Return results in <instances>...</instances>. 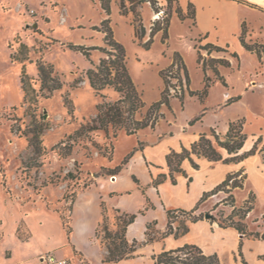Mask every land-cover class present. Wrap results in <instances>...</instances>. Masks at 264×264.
<instances>
[{"label": "rangeland", "instance_id": "374dc122", "mask_svg": "<svg viewBox=\"0 0 264 264\" xmlns=\"http://www.w3.org/2000/svg\"><path fill=\"white\" fill-rule=\"evenodd\" d=\"M79 1L81 5H85L84 0ZM201 1L210 4L208 0ZM229 1L241 5L236 9L223 7L220 4L213 6L217 7L215 10L221 14L219 18L225 19L227 25L223 28V35H219V41L230 46L237 44L231 35L236 30L235 19L238 18L241 19V31L243 24H246L248 30L246 42L264 47V7L259 5L264 4V0H256L259 4L253 0ZM89 2L91 10L99 14L98 19L88 14L73 20L67 0H0V218L4 220L3 229L7 233H12L18 212L14 207L10 208L5 204L4 194L7 193L12 200L17 199L24 203L28 196L36 195L38 199L46 201L50 208L59 211L63 218L68 219L73 193L79 194L85 191L86 185L91 186L96 177L112 178L113 170L120 167L128 156H134L139 147L138 139H145L144 134L139 135L140 132L135 136H128L124 131H120L118 136L114 137L113 130H110L109 135L103 131L93 133L90 136L92 142L88 139L76 138L78 145L67 159L60 158L55 148L61 142L69 141V137L74 135L82 124L94 119L97 115V106L103 100L95 94L85 77L86 72L99 63L103 54L94 50L88 60L82 53L69 49L68 44L103 47L104 33L93 27L101 28L106 18L111 20L110 26L114 37L126 49L130 74L146 103L142 116L146 115L153 104L161 101L165 83L160 72L172 65L175 54H179L185 62L191 80V91L202 93L206 88V76L211 81L206 98L190 96L189 90L185 87L184 100L176 97L181 89L176 79L172 81V85H176V88H171L170 108L166 105L161 107L160 112L164 118L158 124L160 133L168 128L176 132H181V128L188 130L187 121L200 115L203 117L198 123H204L199 127L204 129L213 124H217L222 129L229 121L244 118L245 132L248 135L246 146L251 149L262 136L258 148L259 150L264 148V58L261 60L255 53L247 51L236 58L230 48L227 49L228 52L212 51L211 54L208 53L209 49H200L199 62V48L209 43L207 37L204 35L200 37L197 33L205 25H210L206 14L202 15V25L199 24L198 27L191 19L181 21L174 13L169 39L164 42L163 34L160 32L148 47L146 44L150 39L152 28L163 16L165 8L161 9V13H156L150 3H145L137 8V14L130 13L124 16L121 14L120 0H113L111 15L107 17L100 6V0H89ZM159 7H162L160 3ZM173 8L175 11L176 3ZM184 12L188 13V7H184ZM142 28L145 33L144 38L140 37ZM212 44L218 45L214 42ZM13 54L18 59L24 57L25 60L15 62L12 59ZM211 59L227 60L230 62V67L214 63ZM38 61L54 67L55 73L63 82L61 90L42 95ZM204 64L207 72L204 71ZM215 66L219 75L224 77L226 85L214 72ZM23 69L38 94L37 102L32 106L26 102L22 88ZM79 79L83 82L75 87ZM103 94L106 96V101L118 99V95L112 89H107ZM227 94L231 97L228 98ZM238 96H242L240 100L228 104L231 98ZM66 100H69L74 108L73 115L69 114ZM169 122L174 123L169 126ZM34 123L48 125L42 136L41 153L35 152L29 145L30 131ZM207 135L215 141L212 132ZM221 139L224 140L223 137ZM97 146L108 151L113 148L112 160L101 155ZM260 166L259 156H254L247 162L249 184L238 192L237 207L244 205L250 189L260 187L264 181L260 176ZM77 167H79L78 171H76ZM70 172L74 173V180L66 179ZM217 178V174H214L208 185L214 183ZM199 185L201 187L202 183ZM147 189V186L142 185L141 193L147 202L145 209L153 210L152 213L160 217L162 213L159 209L154 211L155 205L147 194ZM66 195L69 196L68 200H65ZM227 196L222 192L210 197L195 214L176 213L173 217L174 228H179L181 233L177 241H181L184 236L181 228L189 226L195 216L202 215V220L211 223L213 228L219 226L220 221L232 213L233 207L221 204L217 209L213 208ZM241 204L243 205L239 206ZM263 211L264 197L260 196L256 214L260 215ZM89 212L95 213L96 209L91 208ZM144 213L140 211L131 215L138 216ZM206 214H212L213 219H205ZM115 216L117 214L113 211L108 213L111 227ZM78 219L79 214H76L74 221L77 222ZM156 222L158 229H161L158 219ZM246 223L250 231L262 230V218L258 220L247 218ZM21 235H27L24 226ZM196 237L193 235L186 238L188 240ZM240 238L242 239L241 235ZM5 245L0 248V254L4 251ZM232 245L233 241H230L229 247ZM220 262L242 264L241 257H238V261H233L230 253L223 255ZM253 264L261 263L255 261Z\"/></svg>", "mask_w": 264, "mask_h": 264}, {"label": "crops", "instance_id": "0c3cea01", "mask_svg": "<svg viewBox=\"0 0 264 264\" xmlns=\"http://www.w3.org/2000/svg\"><path fill=\"white\" fill-rule=\"evenodd\" d=\"M84 1L85 5H81L79 0H67L71 8V18L77 20L89 14L98 19L99 14L91 10L89 0ZM157 1L162 6L166 4V0ZM253 1L258 3L256 0ZM178 2L183 10L190 3L194 5L197 26L199 24L202 25V15H207L210 25H205L204 28L202 27L197 32L200 37L203 35L207 37L209 42L207 44L214 42L218 44L215 46L225 49L230 48L232 53H236L240 57L247 51L240 41L241 19H235L236 30L231 35L237 44L230 46V44L219 41V35H223L226 20L221 17L219 18L221 14L215 10L217 7H213L220 4L223 7L236 9L241 4L229 0H223V2L220 0H208L212 5L208 3L204 4L201 0H178ZM259 5L264 7L263 3ZM96 27L98 26H94L93 29ZM227 97L230 98L231 95L227 94ZM219 107L221 108V106ZM190 121L188 120L186 125L189 126ZM230 122L232 121H229L222 129L217 124L204 129L203 127H199V125L204 123L201 122L194 126H189L188 130L181 128V132L168 128V130L160 133L158 131L159 121L155 128H147L140 131L139 135L144 134L143 137L145 139L139 140L137 138L139 147L125 169L121 173L113 175L112 178L96 177L95 182L91 186L78 194L77 200L70 212L72 227L70 234L67 232L61 213L50 208V205L46 201L38 199V196H28L27 201L24 203L17 199L12 200L8 197L7 193L4 194L5 204L10 208L14 207L18 212V217H16L12 233H7L3 229L4 220L0 218V221L2 220V223H0V248L5 245L4 243L7 244L4 251L0 254V264H43L42 257L49 253L54 254L57 258L66 259L72 264H103V258L107 254V251L96 237V230L102 221L101 205L103 202L109 209H117L122 213L145 212L144 215L138 214L135 222L127 230V239L130 242L137 240L140 243L135 253V258L123 260L117 264H156L154 260L155 255L163 251L177 249L186 244L197 245L207 255L217 254L219 259L223 255L225 256V254L230 253L231 259L238 261V257H240L239 246L242 240L240 234L233 228L224 229L219 226L213 228L211 223L203 220L196 223L191 222L188 226L189 232L179 242L174 236H170L162 241L150 244L146 243L147 226L150 223L156 222L158 219L161 229H158L157 223V232L159 234L165 232L168 223V210L192 211L196 208L203 195L214 190L224 182L229 174L244 169L248 176L244 188L248 186L249 174L247 173L246 165L254 156H259L261 159L259 170L261 169L260 176L264 179V155L263 152H259L241 163L230 164L211 162L203 157L199 158L193 155L192 159L199 168L195 169L193 163L189 159H186L181 165L186 175L175 173L176 176L174 174V177L177 184L174 185L172 183L169 177L168 155L172 151L180 153L184 148L190 149L200 139L201 135H207L213 130H217V135L224 139L228 133ZM173 123L169 122V126H172ZM259 138H262V136ZM140 144H142V148ZM251 149L245 143L240 154L248 152ZM221 152L225 158L228 157L225 150ZM214 174H217V180L208 185L211 182L210 178ZM161 175H167L168 179L158 187H155L153 181ZM190 179H192L191 182ZM199 183H202L201 187H199ZM142 185L148 187L147 194L153 200L155 205L154 211H158V209L161 211L160 217L154 215L152 213L153 210L145 209L147 208V202L141 193ZM240 190L242 189L234 191L236 203L237 194ZM252 192L256 196L255 208L247 218L258 220V218H263L264 216V211L260 215L256 214L258 199L260 196L264 197V181H262L260 187H254L249 190L248 198ZM91 208L96 209V212H89ZM33 210L36 211L33 212ZM76 214H79L77 222L74 221ZM23 226L27 231V235L25 236L21 235ZM193 235L197 236L196 239L187 240L186 237ZM184 238L186 239L184 240ZM230 241H233L231 247H229ZM242 252L243 259L247 263L253 264L255 261H259L261 264H264V260L262 259L264 256V242L246 238L244 239Z\"/></svg>", "mask_w": 264, "mask_h": 264}, {"label": "trees", "instance_id": "16d2710c", "mask_svg": "<svg viewBox=\"0 0 264 264\" xmlns=\"http://www.w3.org/2000/svg\"><path fill=\"white\" fill-rule=\"evenodd\" d=\"M112 2L113 0H101V8L107 17L111 15ZM145 3H150L156 13H161V9L163 8L166 9V11L163 13V16L155 22L154 27L152 28L150 39L146 44L148 47L153 43L154 37L160 32L163 34L164 42L169 39V30L174 13L178 15V18L181 21L191 19L194 22V25L197 23L194 5L190 3L188 6V13H185L179 5L178 0H166V5L162 7H159V2L157 0H120L121 14L124 16H127L130 13L137 14V8ZM174 3L177 4L175 11L173 8ZM110 24V18H106L102 22L101 28H95L96 30L104 33L105 45L103 47H86L83 45L68 44L69 49L82 53L88 60H90L92 51L94 50H98L103 54V57L100 59L99 63L94 65L93 68L89 69L85 74V77L88 80L91 88L94 90L95 94L101 97L103 100L97 106V115L94 119L88 123L82 124L80 129L74 135L69 137V141L61 142L55 147L60 158L67 159L71 157L74 148L78 145L76 138H84L88 139L89 142H92L90 136L93 133L100 131L106 132L107 135H109L110 130H113L114 137H117L118 132L120 131H124L128 136H135L142 130L147 128H155L157 123L162 118H164L163 114L160 112L161 107L166 105L168 108H170V99L172 97L171 88H176V85H174L175 87L172 85V81L175 79L178 81V86L181 89L180 94L177 93L176 97H180L181 100H184L185 97V87L189 90V94L192 97L198 96L200 99H203L207 96V88H209L211 85L210 79L206 76V88L202 93L191 91V80L185 62L179 54H175L172 65L168 69L160 72V75L165 83L161 101L153 104L149 108L148 112H146V115L142 116V112L146 107V103L143 99L142 93L138 90L130 74L126 49L114 37V32ZM247 34L248 30L246 24L244 23L240 36L241 44L248 52L255 53L259 59L262 60L264 58V47L258 44L247 43ZM140 37H145L143 28ZM23 48L25 49V47ZM200 49H209V54H211L212 51L228 52V50L225 48L215 46L213 44H206L205 46L199 48V62L201 60ZM21 53L22 55L24 54L23 51ZM233 56L238 58L236 53H233ZM12 59L15 62H22L25 60L24 57L22 59H18L15 54L12 55ZM211 61L222 66L230 67V62L227 60L211 59ZM37 67L40 82V92L42 95L44 93L52 94L53 92L63 88V82L55 73L54 67L52 65L46 64L43 61H38ZM213 70L222 83L226 85L224 77L219 75L216 66L213 68ZM204 71L207 72V67L205 64ZM21 82L23 91L25 93L26 102L31 106L35 105L38 94L33 88L25 69L22 71ZM82 82V79L77 80L75 87L79 86ZM107 89H112L118 95V99L115 101H106V96L103 93ZM240 99L241 96L231 98L228 101V104ZM66 101L69 114L73 115L74 108L69 100ZM202 117L203 115H200L192 119L189 122V126H194L200 122ZM245 124L246 120L244 118L230 122L229 130L224 140H222L219 135H217L216 131L213 130L212 135L215 138V141L209 138L208 135L203 134L201 135L200 139L191 146L190 149L184 148L180 153L172 151L167 157V163L170 168L169 177L172 183L174 185L177 184V181L174 177L175 173H182L186 175L181 168L182 163L186 159H189L193 163L195 169L199 168V166L194 163L192 159L193 155H196L199 158L203 157L211 162H223L225 164H230L241 163L259 152H264V148L261 150L258 148V143L262 142V138H259L258 142L255 143L250 151L240 154L248 139V135L245 133ZM33 126V129L30 131L31 137L29 138V145L35 152L41 153L42 136L45 130L48 129V125L34 123ZM140 147L142 148V144H140ZM97 148L101 155H103L105 158H108L109 160H112L114 151L113 148L111 151L98 146ZM222 150L227 152L228 157H224L221 152ZM131 157L132 155L128 156L120 167L114 169L113 175L119 174ZM78 170L79 167H77L76 171ZM247 178L248 176L244 169L239 172L229 174L226 180L218 185L214 190L205 193L196 208L192 211L168 210V223L166 231L159 234L157 232V222L150 223L147 226L146 243L150 244L156 241H162L170 236H174V238L177 239L181 233L179 228H174V215L178 212L188 215L195 214L207 199L223 192L228 196L218 203L214 209H217L221 204H223L233 207V211L227 218L220 221L219 226L224 229L233 228L242 236L239 246V256L242 257V264H248L243 259L242 249L244 245V239L252 238L254 240L264 242V216L262 218V230L257 232L250 231L246 223V219L251 211H253L255 208L256 196L253 192L250 194L249 198L242 207L236 206L234 191L236 189H243ZM66 179L74 180V173H68ZM167 179V175H161L153 181V185L158 187ZM191 181L192 179H190V182ZM89 186L90 185H86L87 188ZM77 197L78 194L73 193L71 197V211L75 201L77 200ZM68 198L69 196L66 195L65 200H68ZM101 207L102 221L96 230V237L107 251V254L103 258V264H117L123 260L135 258V253L137 252L140 243L137 240L130 242L127 239V230L128 227L135 222L137 215L122 213L117 209L110 210L104 202L102 203ZM110 211H113L117 214V216L114 218L112 227L108 218V213ZM200 220H202V215L193 217L191 222L196 223ZM63 222L67 228V232L70 234L72 232L71 219L63 218ZM181 231L182 235H186L189 232V227L184 226L181 228ZM262 259L264 260V256ZM154 260L156 264H221L217 254L207 255L200 247L192 244H186L177 249L163 251L162 253L155 255Z\"/></svg>", "mask_w": 264, "mask_h": 264}, {"label": "built area", "instance_id": "2783aa9c", "mask_svg": "<svg viewBox=\"0 0 264 264\" xmlns=\"http://www.w3.org/2000/svg\"><path fill=\"white\" fill-rule=\"evenodd\" d=\"M43 264H72L66 259L57 258L54 254L49 253L42 257Z\"/></svg>", "mask_w": 264, "mask_h": 264}, {"label": "water", "instance_id": "95a60500", "mask_svg": "<svg viewBox=\"0 0 264 264\" xmlns=\"http://www.w3.org/2000/svg\"><path fill=\"white\" fill-rule=\"evenodd\" d=\"M205 219H207V220L213 219V215L212 214H206Z\"/></svg>", "mask_w": 264, "mask_h": 264}]
</instances>
